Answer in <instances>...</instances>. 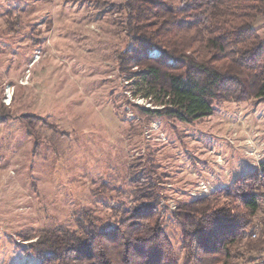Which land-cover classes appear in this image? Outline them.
Here are the masks:
<instances>
[{
  "label": "rangeland",
  "instance_id": "1",
  "mask_svg": "<svg viewBox=\"0 0 264 264\" xmlns=\"http://www.w3.org/2000/svg\"><path fill=\"white\" fill-rule=\"evenodd\" d=\"M122 2L0 0V264H35L24 248L83 210L113 224L105 206L132 207L138 188L172 212L264 161L259 99L192 124L141 112L156 106L117 61L132 47ZM255 29L264 40V18Z\"/></svg>",
  "mask_w": 264,
  "mask_h": 264
},
{
  "label": "trees",
  "instance_id": "2",
  "mask_svg": "<svg viewBox=\"0 0 264 264\" xmlns=\"http://www.w3.org/2000/svg\"><path fill=\"white\" fill-rule=\"evenodd\" d=\"M176 1L122 2L132 47L117 61L156 106L141 112L192 124L217 104L264 101V40L255 29L264 0ZM135 193L130 208L105 206L113 224L83 210L78 228L44 231L24 251L35 264H264V161L172 212L145 188ZM166 220L180 226L182 257Z\"/></svg>",
  "mask_w": 264,
  "mask_h": 264
},
{
  "label": "built area",
  "instance_id": "3",
  "mask_svg": "<svg viewBox=\"0 0 264 264\" xmlns=\"http://www.w3.org/2000/svg\"><path fill=\"white\" fill-rule=\"evenodd\" d=\"M253 237H256V235H253Z\"/></svg>",
  "mask_w": 264,
  "mask_h": 264
}]
</instances>
